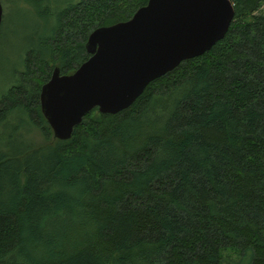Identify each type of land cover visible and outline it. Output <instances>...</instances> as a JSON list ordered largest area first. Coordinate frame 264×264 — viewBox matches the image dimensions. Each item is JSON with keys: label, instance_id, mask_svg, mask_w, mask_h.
<instances>
[{"label": "trees", "instance_id": "1", "mask_svg": "<svg viewBox=\"0 0 264 264\" xmlns=\"http://www.w3.org/2000/svg\"><path fill=\"white\" fill-rule=\"evenodd\" d=\"M146 1H67L0 81V264H264V0H230L207 51L68 139L40 112L52 68Z\"/></svg>", "mask_w": 264, "mask_h": 264}, {"label": "water", "instance_id": "2", "mask_svg": "<svg viewBox=\"0 0 264 264\" xmlns=\"http://www.w3.org/2000/svg\"><path fill=\"white\" fill-rule=\"evenodd\" d=\"M0 5V23H1ZM233 17L230 0H147L120 22L95 27L88 57L71 73L53 67L39 89L40 112L53 137L68 139L85 113H116L153 79L207 51Z\"/></svg>", "mask_w": 264, "mask_h": 264}, {"label": "rangeland", "instance_id": "3", "mask_svg": "<svg viewBox=\"0 0 264 264\" xmlns=\"http://www.w3.org/2000/svg\"><path fill=\"white\" fill-rule=\"evenodd\" d=\"M42 7L47 8L50 16L42 21L30 5L21 0H0L1 23H0V81L10 76V68L19 65V53L34 28L44 29V24H49L53 12L67 1L73 0H38ZM4 80V81H5Z\"/></svg>", "mask_w": 264, "mask_h": 264}]
</instances>
